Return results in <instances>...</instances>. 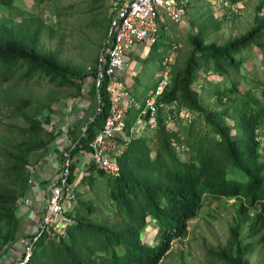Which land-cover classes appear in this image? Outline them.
I'll return each mask as SVG.
<instances>
[{"label":"trees","instance_id":"1","mask_svg":"<svg viewBox=\"0 0 264 264\" xmlns=\"http://www.w3.org/2000/svg\"><path fill=\"white\" fill-rule=\"evenodd\" d=\"M12 2L0 0V8L11 9ZM43 28L44 23L37 16L24 17L13 25L0 24L1 84L17 74L25 81L41 77L49 83L73 86L90 77L89 73L71 71L60 66L55 58L36 52ZM189 41L191 52L184 68L170 73V86L158 100L166 105L175 101L176 108L166 114L158 112L157 126L150 140L139 138L127 142L125 152L117 160L118 175L109 177L110 203L103 209L106 221H83L67 213L74 224L67 227L64 235L41 236L26 264H158L171 243L186 234L188 224L202 209L201 190L214 199L238 200L240 216L247 218L248 213L254 212L247 229L249 242L242 245L241 225L236 224L224 248L207 252L210 259L221 264H248L245 255L254 253L257 247L264 249V160L256 140V130L264 121V81L253 78L249 83L242 68L247 59L244 53L253 46L260 50L264 66V18L247 34L222 46L204 44L201 31L190 36ZM155 47L151 46V50ZM200 72L222 78L228 87L206 88L199 79ZM239 82L247 87L244 92L238 90ZM92 94L95 96L94 89ZM211 97L219 103L220 110L203 105ZM182 110L194 114L195 120L189 123L180 120ZM106 115L104 104L84 136L77 138L78 145L69 152L72 158L87 151L88 142L102 128ZM137 116L135 112L127 120L128 133ZM29 121L40 128L35 117ZM168 122L174 126L171 130ZM49 142L48 139L38 143L32 149L45 150ZM24 167L19 158L11 166L21 177L22 187L27 183V175L22 174ZM75 168L73 163L70 183L76 181ZM89 170L92 175L81 178L77 188L84 184L88 188L87 179L92 184L95 175L105 176L92 166ZM78 193L77 189L75 194L78 196ZM16 200L0 196V227H7L10 241L15 239L18 226ZM77 205L76 210L79 206L87 209L83 219L95 213L90 203L79 201ZM148 227L159 229L153 245H148L149 239L143 237ZM4 247H0V255Z\"/></svg>","mask_w":264,"mask_h":264},{"label":"rangeland","instance_id":"2","mask_svg":"<svg viewBox=\"0 0 264 264\" xmlns=\"http://www.w3.org/2000/svg\"><path fill=\"white\" fill-rule=\"evenodd\" d=\"M191 2L186 14V22L184 20L181 27L172 28L169 33L162 36L160 45L154 51L140 58L138 80L130 79L125 73L122 75V80L137 105L141 103L145 92L152 91L157 80L156 73L161 68L165 56L171 57L169 70L172 74L184 68L191 52L190 36L201 31L204 44L222 46L247 34L264 18V0H238L236 3H231L230 0H191ZM108 3L109 0H43L42 2L14 0L11 9H0V24L13 25L27 16L39 17L44 23V28L36 45V52L53 57L60 66L83 74L93 68L103 49V31L109 20ZM172 45H175L176 49H173ZM244 55L247 59L242 68L247 81L250 83L253 78L264 81V66L261 64L260 50L253 46ZM199 79L204 82L206 88L212 90L218 86L228 87L225 80L214 74L202 75L200 72ZM60 84V82L49 83L41 77L25 81L20 78V74L14 75L5 83H0V196H11L17 199L15 203L17 207L23 195V187L21 177L12 171L11 166L15 158L21 159L25 163L22 174L24 172L28 179L34 170V165L41 158L39 156L43 155L42 149L32 148L50 139L42 128V125H47L49 129L46 112L50 111V106L53 107L60 99L68 100L67 96L75 92L74 87ZM237 88L240 92H244L247 87L239 82ZM203 105L210 110L221 109L219 103L213 98L204 102ZM135 111L134 107L131 112ZM133 114L131 113L127 118H132ZM89 115L91 116L86 111L76 115L78 133L79 129L81 132ZM32 117L39 122L40 128L37 129L30 123L29 118ZM195 117L194 114L191 115L182 110L179 119L189 123L195 120ZM135 123L129 139L133 141L148 138L150 140L153 129L148 126L146 120L138 118ZM198 124L196 121L197 130ZM201 125L203 126L202 123ZM167 126L170 130L174 128L171 122H168ZM259 138L262 143L260 151L264 158V126L259 132ZM84 156L82 153L75 156L78 158V162H75L77 172L82 169L81 163ZM90 164L87 165L90 166ZM17 170L20 171V167ZM109 180V176L99 175L94 178L92 184H89L87 179L88 188L86 184L80 185L78 196L75 194L76 201L67 204V207L71 208L70 213L83 221L101 223L103 220L106 221L103 209L108 208L110 203L107 197V190L110 189L107 187ZM201 193L204 201L202 209L190 222L186 234L170 245L161 264H221L210 259L207 252L224 248L230 230L236 224L241 225L239 240L242 245L249 242L247 229L254 218V212L248 213L249 217L245 218L239 215L238 200L214 199L205 190H201ZM79 201L90 203L95 213H91V216L84 219L81 218L84 217V211L87 209L79 206L76 210ZM158 235L159 229L156 227H148L143 232V237L149 239L148 245H153ZM9 241L7 227L5 229L0 227V247L2 245L7 247ZM20 255L21 253L19 257ZM244 259L248 264H264V249L257 247L254 253L245 255Z\"/></svg>","mask_w":264,"mask_h":264},{"label":"built area","instance_id":"3","mask_svg":"<svg viewBox=\"0 0 264 264\" xmlns=\"http://www.w3.org/2000/svg\"><path fill=\"white\" fill-rule=\"evenodd\" d=\"M190 4L191 0H126L115 9V14L107 26L103 49L95 65L88 72L95 92V108L81 128V136H84L87 126L101 112V107L107 105V115L102 128L88 142L87 151L82 153L89 156L94 170L103 172L111 178L118 175L117 160L125 152L127 142L131 138L129 134L134 129L132 128L129 133L126 130L127 115L134 107L135 112H138L137 119L147 118L146 122L152 129L157 126L159 111L166 114L175 110V101L171 105L158 102L171 82L168 57L164 58L163 68L157 75L152 91L144 95L138 105L127 90L122 75L127 69L126 56L133 47L136 45L151 47L158 44L170 26L183 24ZM172 48L176 49V46L172 45ZM77 145L78 141L72 143L64 153L57 182L51 185L47 194L37 230L33 235L23 239L22 253L16 264L28 262L34 244L41 236L64 235L67 227L74 224L66 216L70 210L67 204L74 198L81 178L92 175L89 168H86L79 174L74 171L78 176L74 183L68 181L74 159L69 152Z\"/></svg>","mask_w":264,"mask_h":264},{"label":"crops","instance_id":"4","mask_svg":"<svg viewBox=\"0 0 264 264\" xmlns=\"http://www.w3.org/2000/svg\"><path fill=\"white\" fill-rule=\"evenodd\" d=\"M125 1L126 0H109V20L115 14V9L121 6ZM109 20L107 21L108 23ZM184 20L186 22V16ZM108 23L106 27H104V38L106 35ZM181 26H170L167 33H169L172 28ZM162 36H164V34ZM161 38L159 39V42L158 44H156V47L154 49H156L157 46L160 45ZM154 49L151 50V47L146 45H136L133 47L132 51L127 54V69L125 71V74L128 75L130 79L138 80V74L140 71V67H138V61L141 57H146L147 55H149L152 51H154ZM164 58H167V56H165ZM168 58L170 59L169 65H171V57L168 56ZM160 67V69L163 68L162 65ZM160 69L156 74H159V72L161 71ZM70 86L74 87L75 92L72 93V95L67 96L68 100L60 99L53 107L50 106V111L46 112L49 129H47V125H42V128L44 131H46V136L47 138H50V142L48 144V147L45 150H42L43 155L39 156L41 158L39 159L37 157V160H39L34 165V170H32V172L28 176L27 183L23 186L24 194L20 199L19 206L17 207L16 205V214L18 218L16 237L13 241H9L7 243V247H4L2 249L0 255V264L17 263L19 254L22 253L23 239L33 235L37 230L40 216L43 212V206L45 201L47 200V194H49L51 185L57 182L61 158L64 157V153L66 152L67 148H69V146L72 143L76 142L77 138L81 136L80 129L78 133L79 126L75 120L76 115L79 112L83 111H86L87 114L91 115L94 112L95 96H93L92 94L93 86L91 84L90 77H87L81 82L78 81L75 86ZM147 93L148 92H145L142 96L146 95ZM131 113H134L133 116H135V112H130L128 115H130ZM75 162H78V158L73 159L74 164ZM90 163L91 162L89 156L85 155L81 163L82 169L81 171L78 170V174L82 172V170L90 168ZM87 164H90V166H88ZM74 171H76V168ZM97 176L99 175H95L94 178H96ZM68 213H70V210Z\"/></svg>","mask_w":264,"mask_h":264},{"label":"clouds","instance_id":"5","mask_svg":"<svg viewBox=\"0 0 264 264\" xmlns=\"http://www.w3.org/2000/svg\"><path fill=\"white\" fill-rule=\"evenodd\" d=\"M13 2H14V0H13ZM13 2H12L11 6H10L9 8L12 7ZM0 9L8 10V9H6V8H0ZM263 126H264V121H263ZM263 126H262V127H263ZM262 127H261L260 129L256 130V136H257L256 140L259 142V148H260V149H262V143H261L260 138H259V132H260V130L262 129ZM260 154H261V156H262V158H263V154L261 153V151H260ZM263 160H264V158H263ZM239 203H240V202H239ZM189 224H190V223H189ZM189 224H188V226H189ZM187 228H188V227H187ZM186 232H187V231H186ZM154 234H155V233H154ZM177 240H178V239H177ZM174 241H175V240H174ZM174 241H173V242H174ZM173 242H172V243H173ZM172 243H171V244H172ZM168 251H169V250H168ZM168 251H167V252H168ZM167 252H166V253H167ZM163 257H164V256H163ZM163 257H162V259H163ZM162 259H161V261H160L158 264H161Z\"/></svg>","mask_w":264,"mask_h":264}]
</instances>
